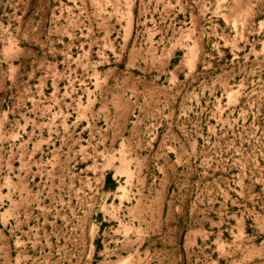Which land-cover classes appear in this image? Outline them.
<instances>
[{
	"label": "crops",
	"instance_id": "crops-1",
	"mask_svg": "<svg viewBox=\"0 0 264 264\" xmlns=\"http://www.w3.org/2000/svg\"><path fill=\"white\" fill-rule=\"evenodd\" d=\"M57 8L0 17L13 27L0 45V264H47L49 247L65 244L88 246L89 257L98 215L111 223L115 261L134 256L124 245H174L179 175L203 181L204 108L219 98L204 86V17H70ZM31 21L41 23L40 44L22 45L16 32ZM35 28L21 31L33 37Z\"/></svg>",
	"mask_w": 264,
	"mask_h": 264
},
{
	"label": "rangeland",
	"instance_id": "rangeland-1",
	"mask_svg": "<svg viewBox=\"0 0 264 264\" xmlns=\"http://www.w3.org/2000/svg\"><path fill=\"white\" fill-rule=\"evenodd\" d=\"M53 4L70 17H126L127 10L129 17L131 10L134 17H204V86L221 100L204 108L203 181L179 175L176 244L124 245L122 254L131 250L134 256L115 261L117 247L104 234L111 223L98 215L91 256L86 257L88 246H80L79 253L72 245L50 246L47 264H264V0H0V17H44ZM8 24L0 21V45L8 44L13 28ZM27 25L36 27L27 31L33 37L21 31ZM27 25L16 32L21 44H40V21ZM102 43L98 37L97 47ZM93 55L97 61L105 58L99 50ZM81 72L67 71L70 78L86 74ZM234 89L238 100L224 110L231 104L225 95ZM240 213L243 225L236 217ZM189 225L204 227L186 230ZM56 251L59 260L51 253ZM140 256L157 259L144 262Z\"/></svg>",
	"mask_w": 264,
	"mask_h": 264
}]
</instances>
